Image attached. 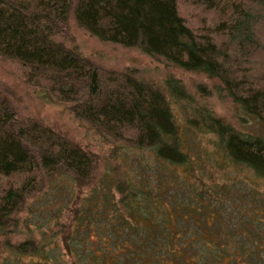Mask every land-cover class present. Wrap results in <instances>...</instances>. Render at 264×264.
Returning a JSON list of instances; mask_svg holds the SVG:
<instances>
[{
  "label": "trees",
  "instance_id": "obj_1",
  "mask_svg": "<svg viewBox=\"0 0 264 264\" xmlns=\"http://www.w3.org/2000/svg\"><path fill=\"white\" fill-rule=\"evenodd\" d=\"M198 2L221 14L202 32L181 16L177 0H0V56L22 64L28 84L45 98L69 104L77 118L114 143L149 150L157 162L139 164L135 180L106 177L102 186L83 193L93 179L94 157L49 128L20 121L0 96V235L49 184L52 197L67 195L54 216L57 222L64 212L71 216L65 243L72 263L58 245L49 256L32 241L15 248L18 262L22 255L44 259L38 264H239L236 256L244 255L245 240L238 229L213 232L211 224L221 220L216 208L179 196L182 178L173 172L188 168L192 156L161 90L130 74L103 70L56 39L73 17L100 41L138 48L218 80L263 133L238 132L208 111L199 114L201 126L218 137L233 164L264 179V80L254 78L258 65L253 62L264 51L258 35L264 29V0ZM166 83L174 98H187L179 82ZM77 190L82 197L74 203ZM174 191L179 194L172 196ZM252 209L257 212L248 224L264 233V203ZM231 238L239 244L233 252ZM258 253H249L252 264H262Z\"/></svg>",
  "mask_w": 264,
  "mask_h": 264
},
{
  "label": "rangeland",
  "instance_id": "obj_2",
  "mask_svg": "<svg viewBox=\"0 0 264 264\" xmlns=\"http://www.w3.org/2000/svg\"><path fill=\"white\" fill-rule=\"evenodd\" d=\"M177 1L181 16L195 31L202 32L212 28L220 18L219 12L206 10L198 0ZM258 35L264 43V29ZM56 39L103 70L130 74L137 80L161 90L182 130L184 149L192 156L189 169L179 167L173 172L175 176L182 178V184L178 187L183 192L187 191L180 194L174 191L172 196L184 194L186 201L199 199L203 205L210 202L221 215L219 222L211 224V230L228 234L229 231L238 229V233L241 234L238 236L242 241L245 240V250L242 251L244 255L239 251L236 256L239 264H252L250 260L253 259H250L249 254L251 250L253 253L258 250L256 261H263V264L264 233L258 231L257 226H250L248 222L257 212L251 213L252 208L264 203V179L244 166L233 164L219 147L218 137L202 128L199 114L208 111L207 113L214 118L222 120L238 132L260 135L263 130L257 120L234 103L218 80L201 73L184 71L168 64L162 58L146 55L138 48H125L100 41L80 28L73 17L70 18L64 32ZM254 61L255 65H258L254 78H260L262 81L264 51L258 53ZM26 73L22 64L0 56V96L11 104L20 121L25 124L37 123L49 128L94 157L96 166L93 179L83 193H87L90 187L102 186L106 177L122 179L127 175L129 179L135 180L139 177V164H151L152 167L156 165L151 151L126 149L124 145L114 143L88 123L77 118L70 110L69 104L45 98L39 89L28 84ZM169 80L180 83L187 94L185 100L176 99L171 95L166 83ZM195 124L198 125L197 128ZM49 185L22 207V212L16 217V223L14 222L15 228L10 227L0 235V264H38L40 260L44 262V259L38 257L22 255L20 256L22 261L18 262L19 255L16 254L15 248L27 241H32L45 251L44 255L48 253L49 256H52L53 245H58V252L64 255V259L70 263L74 261L67 254L65 243L67 233L72 231V228H69L71 216L64 212L58 222L54 217L58 215V209L66 204L67 195L64 194L61 199L54 195L52 197V184ZM78 191L72 200L74 203L78 199L79 203L82 197ZM199 193L205 194L203 198H199ZM247 226H250L248 232L245 230ZM93 241L96 242V239L93 238ZM237 245L238 241L231 238L229 248Z\"/></svg>",
  "mask_w": 264,
  "mask_h": 264
}]
</instances>
